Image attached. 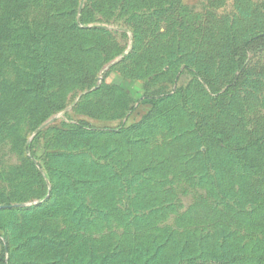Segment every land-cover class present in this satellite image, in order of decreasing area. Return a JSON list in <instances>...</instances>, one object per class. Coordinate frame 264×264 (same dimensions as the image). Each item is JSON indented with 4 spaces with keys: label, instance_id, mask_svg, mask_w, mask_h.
<instances>
[{
    "label": "rangeland",
    "instance_id": "1",
    "mask_svg": "<svg viewBox=\"0 0 264 264\" xmlns=\"http://www.w3.org/2000/svg\"><path fill=\"white\" fill-rule=\"evenodd\" d=\"M0 264H264V0H0Z\"/></svg>",
    "mask_w": 264,
    "mask_h": 264
},
{
    "label": "water",
    "instance_id": "2",
    "mask_svg": "<svg viewBox=\"0 0 264 264\" xmlns=\"http://www.w3.org/2000/svg\"><path fill=\"white\" fill-rule=\"evenodd\" d=\"M9 206H0V208H8Z\"/></svg>",
    "mask_w": 264,
    "mask_h": 264
}]
</instances>
